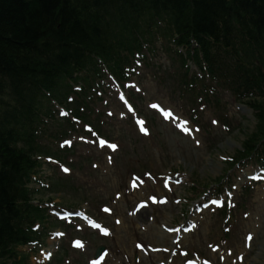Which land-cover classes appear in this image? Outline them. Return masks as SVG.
I'll return each instance as SVG.
<instances>
[{
	"label": "rangeland",
	"instance_id": "obj_1",
	"mask_svg": "<svg viewBox=\"0 0 264 264\" xmlns=\"http://www.w3.org/2000/svg\"><path fill=\"white\" fill-rule=\"evenodd\" d=\"M157 55L160 57H156L159 58L155 62L158 67L152 68L150 73L140 70L130 95L136 116L139 119L141 116L145 121L142 129L146 134L139 136L133 126L125 123L126 120L117 119L120 108L116 109V101L114 107L110 108L114 116L102 120L104 132L98 128L100 134L114 143L106 141L100 146L101 142H94L90 135L68 127L63 129L64 134L56 142V147L59 141L67 138L66 143L73 152L66 153L62 159H69L68 162L63 165L50 161L42 165L30 187L40 182L48 187L37 192L35 199L42 200L46 209H51L54 204L60 206L63 210L53 209L55 218L56 213L70 212L66 209L81 208L80 212L94 221L96 228L89 229L86 222L79 219L66 220L65 225L59 227L53 219L52 225L48 224L49 232H61L63 237H51L45 245L34 250L20 249L28 255L29 264H196L200 256L213 264H242V261L233 263V254L228 256L226 250H221L214 242L212 235L218 229L216 220L220 223L218 216L205 212L195 232H184L182 229L195 219V214L200 218L192 206L201 201H188L197 191L207 190L205 192L208 193L207 187H215L216 179L223 172L222 158L235 152L241 141L254 130L255 121L251 117L242 118L234 109V101L224 93L222 101L226 113L232 118V126L239 129L225 135L223 129L208 118V114L213 115L212 111L205 108L202 115L207 114L204 121L208 125L207 135L182 132L178 121H183V126L188 127L192 108L179 99L175 89L178 63L169 56ZM3 83V100L10 101L8 97L13 89L9 86L15 84L7 86L5 81ZM158 103L166 107L168 114L160 111L155 115L154 106ZM215 117L213 119L216 120ZM236 123H240L241 127ZM208 143L210 145L207 146ZM44 144L46 148L55 150L51 143ZM47 158L43 156L44 163L48 161ZM136 161L139 163L136 164ZM175 172L184 180L180 178L176 182ZM167 173L170 175L165 177ZM231 177L215 187L223 189L221 197L239 202L246 209L251 207L252 210L253 206H257L256 214L252 211L255 215L252 218L238 217L236 223L220 224L221 229H230L229 240L240 246L241 253L248 259L247 264L257 256L260 244L264 245V188L257 198L256 194L260 193L258 189L263 184L249 186L248 180L241 181L235 175ZM190 182L195 184L194 189H191ZM242 186L249 188L244 192ZM199 195L205 199L211 198L203 193ZM145 198H151V202L145 203ZM136 201L142 204L141 210L133 207ZM46 203L53 204L46 206ZM252 220L262 222V225H258L256 241L245 249V231L236 233L235 230L241 226L244 229V224ZM167 228L174 229V233H167ZM160 233L166 237H159ZM233 242L230 244L233 245ZM99 246H105L106 252L102 259L96 260L94 253ZM261 248L264 251V246ZM232 250L236 252L238 248ZM139 251H143V255ZM44 253L52 254L50 261L43 260ZM263 263L259 261L258 264Z\"/></svg>",
	"mask_w": 264,
	"mask_h": 264
},
{
	"label": "trees",
	"instance_id": "obj_2",
	"mask_svg": "<svg viewBox=\"0 0 264 264\" xmlns=\"http://www.w3.org/2000/svg\"><path fill=\"white\" fill-rule=\"evenodd\" d=\"M169 1L188 6L194 5L196 9L190 14H182L179 22L175 21V29L171 30L165 25L166 30L183 34L187 31L185 27L188 23L185 22L190 20L193 21V26L188 29L189 31L194 30L196 25L201 29L199 33H211L215 29L222 31L216 23L223 21L219 18V14L233 10L235 22L241 21L238 30L239 28L241 31L255 29L260 36V50H264L262 17L264 0H0V94H2L3 81L7 86L14 83V86L12 84L9 86L13 89L9 96L19 91L24 94L29 105L31 101L34 104L36 95H40V88H52L55 85L59 73L52 66L77 51V46L90 59L97 54L106 53L109 51V42L104 37L112 38L113 36L108 34L113 28L129 26L130 30L136 29L140 27L137 22L142 19L156 25L159 22L163 23L164 18L172 17L165 10V5H168ZM243 10L246 12H242ZM256 11L262 12L263 15L256 16ZM243 15L247 16L245 20L241 18ZM154 29H159L158 25ZM97 31L106 34L99 36ZM55 38L58 44L68 42L62 51L63 55L30 58L29 53L33 52L41 41L52 42ZM80 41H84V44ZM29 49L31 50L28 51ZM241 59L237 56V61L240 63H242ZM246 63L251 64V62ZM83 65L85 63L76 58L69 59L65 63V66L72 68ZM33 66L40 69L34 70ZM242 66L244 67L245 64L242 63ZM243 72L246 78L258 84L264 78V65ZM39 79L41 81H37ZM30 83L36 85L32 90L25 88V85ZM3 98L2 94L0 100L3 101ZM7 112L17 119L18 124H12L10 120L8 121L9 118H5L7 117L5 113L0 111L1 264L3 263L1 260L9 253L13 254L14 245L22 243L23 240L14 233L16 229L22 231V227L12 229L9 219L15 216L14 221L17 222L22 218L20 212L22 208L18 204L22 191L18 185L33 165L32 160L22 157V154L30 156L29 150L32 144V123L30 118H27L29 112L24 111L25 114L21 116L24 119L17 117L15 112L14 115L11 110ZM261 117L264 119V113ZM19 126L22 128L21 138L26 139L27 143H21L17 140L19 137L10 133Z\"/></svg>",
	"mask_w": 264,
	"mask_h": 264
},
{
	"label": "bare ground",
	"instance_id": "obj_3",
	"mask_svg": "<svg viewBox=\"0 0 264 264\" xmlns=\"http://www.w3.org/2000/svg\"><path fill=\"white\" fill-rule=\"evenodd\" d=\"M169 2H170L169 4H168V2H165L166 4L170 5V6L165 5V10L167 11V13H170L172 15V17L168 18V19L164 18L162 20V22L164 25L168 26L172 30V29L176 28V22H179V18L181 17L182 14H190L193 11H195L196 7L194 5L188 6V5H184V4H179L177 2H172V1H169ZM171 3H174V4H171ZM175 4H177V5H175ZM173 5L176 7H172ZM242 12H246V10H243ZM233 13H234L233 10H229V12L226 14L225 13L219 14V18H222L223 21L221 23H218V22H216V23L218 26H220L222 28V31L215 29L211 33H199L201 29L197 25H196L194 30L191 29L189 31L188 29L192 28V26H193V21L187 20V22H185V23H188L187 26L185 27L187 29V31H185L183 33L182 41L186 45H192V44L197 45L198 46L197 49L202 48L203 47L202 45L209 42L210 48H211V53L216 54L220 44L228 43L229 41L233 40L228 45L227 51H226V55L229 58L228 60H226L228 64L232 63V58L235 56H238L242 59H245V60H243V62H245V63L246 62H249V63L253 62L251 59L254 55L256 58H259V59H261V61H264V53H262L260 51V49H256L258 47V44H260V47H261V41H260L259 33L255 29H250L247 31H241L240 28H239V30L234 29V26H232V24H235V18L233 17ZM243 14H246V13H243ZM262 15H263L262 12L256 11V16L261 17ZM262 17L264 19V15ZM241 18L243 20H245L247 18V16L243 15V16H241ZM137 24L140 27H137V29L132 31L131 34L133 36L144 35L147 37L146 39H137L136 42H138L139 45L149 46L150 43L153 42L152 48L157 49V46L162 47L168 43V34L166 33V31H164L163 29L154 30V28L157 25L164 27L160 22L156 25V23H152V22L146 21V19H142V20L138 21ZM230 32H231V36H230L229 40L226 42V39H227L228 34ZM105 34H106V32L103 33L102 31H97V35H99V36H102ZM158 35H163V39H159L157 37ZM104 39H106L107 42L114 44V45H119V46H123V47L128 46V40L125 39L124 37H119L118 40L113 39V38L107 39L106 37H104ZM165 40H166V43H165ZM56 41H57L56 38L53 39L52 42L51 41H44V40L41 41L38 44V47L34 48L33 52L29 53L30 58L35 59V57H38V56L43 57V58H48V57H51L54 55H59V54L63 55L62 51L65 48V44H68V42L64 41L65 44H58V43H56ZM177 42H178V40H177ZM81 43L84 44V41H82ZM31 49H29L28 51H30ZM76 49H77V51L70 53V55L68 57L63 58L57 65L52 66V68L57 73H59V76L56 78L55 83L65 84L66 86L70 85L71 87H74L76 84L79 83V82L75 81L76 78H78V77H76V78H73V77L75 76L74 71L76 69L81 70V68H72L69 66H65V63L69 59L76 58V59H79L80 61L84 62L86 65H89V64L92 65L93 62L90 59V57H88L84 53H82L80 51L79 46H77ZM154 54H157V52L155 51ZM164 54H165V52H164ZM95 56H98L99 58L97 60H94V62H100V63H103L105 65H113L115 63L113 57L109 56L108 53L97 54ZM156 57H159V56L156 55ZM263 65H264V63H263ZM143 68L148 69V68H150V66L146 64L143 66ZM33 69L39 70L40 68L37 66L36 67L33 66ZM109 69L110 68L108 67L106 69L90 70V74H98V73L103 74V73H105V71H107ZM37 81H41V80L39 79ZM35 86H36L35 83H30V84H26L25 88L32 90V87H35ZM70 86H68V88H65L63 90H60L59 92H62L61 94L51 93L48 91V94L51 95L48 97V100H50L49 109H55V113L52 112L51 110H49L48 115H45L43 117H39V119L50 121V122H55L56 124H59L61 122V119H58L56 117V115H58V112L61 109L66 108V106L68 105L66 99L75 96L74 94H71L69 92V91H71V90H69V89H71ZM89 86H95V84L93 83V85H89L86 81H82V84L75 86L74 90L76 92L82 91L84 89L88 91L91 88ZM189 87L192 88L191 85H189ZM36 96H37V98H40L39 95H36ZM1 97H2V94H0V98ZM8 99H10V101L12 103H10L9 100H3V101L0 100V111L5 113V115L7 116L5 118L6 119L9 118L8 121L10 120L12 122V124L17 125L18 121L14 116H12L10 113L7 112L8 110L15 112L18 115L17 117H19L20 119H24L23 117H21L22 115L25 114L24 111L29 112V113H30L29 110H35L39 113H42V111H43V108H38L35 104L29 105L27 100L24 97V94H22L19 91L16 92L15 94L9 96ZM47 125H51V124H47ZM178 125L181 126L182 132L186 129V127L183 126L181 122ZM51 126H53V125H51ZM42 130H43V128L41 127V124H39L38 126L35 123L33 124V126H32L33 140H36L37 136L39 134H42L39 132ZM10 133L16 135V137H19L17 140H19L21 143H27L26 139L21 138V135H22L21 126L14 128V131L10 132ZM208 145H210V143H208L207 146ZM22 157H26V158H29L30 160H33V157L31 155L25 156L22 154ZM223 167L225 168V170L227 172H229V173L232 172L233 175H235L236 179L239 177V178H241V181H244L245 173L243 171L239 170L235 163L227 161V162H225ZM177 174H178V176L182 177L179 173H177ZM240 176H242V177H240ZM260 190L262 191V189H260ZM29 194H31V193H29ZM252 205H255V203H252ZM256 207H257L256 205L253 206L252 210H251V207L247 208V209L244 208V209L239 210V211H236L234 209L229 214L235 218L240 217L241 219L243 218V216L252 217L253 216L252 211ZM47 212L49 213V211H47ZM25 213L31 214V212H29V211H25ZM42 215L44 216V215H48V214L46 212H42ZM15 218L16 217L14 216L13 218L9 219V223H11L13 226L12 229H14V227L15 228L16 227L17 228L24 227L26 224L29 223L28 221H30V218L28 216L25 218H22V220L17 221V222L14 221ZM198 220L201 222L200 218H198ZM238 221L239 220H237L233 223H236ZM3 223L7 224V222H3ZM240 228H242V226L238 227L235 230V232L238 233ZM219 229H220V226H218V229L214 230V234L212 235V238H213L214 242H216V243L219 242V231H220ZM255 229H256L255 226L245 227L244 231L255 230ZM194 232H195V230H194ZM14 233H16V235H18V238H22L24 240V242H26V243H29V242L37 239V238L42 237L41 232H29V231H21V230L16 229V230H14ZM15 237L17 239V236H15ZM150 237H151V235L148 236V238H150ZM159 237H166V236L163 235L162 233H160ZM226 242L227 241H222V245H225ZM260 245L264 246L262 244H260ZM261 246H259L257 256H255L253 261L251 260L247 264H258L259 261L264 262V256L262 257V255L264 254V251L262 250ZM101 249H104V248H101ZM99 250L96 251L95 253L99 252ZM236 254H238V253H236ZM20 258H21V255L18 253V251H16L15 254L9 253L1 261L3 262L2 264H21V263H19ZM240 259L242 260V264H246V261L248 260L247 257H245V256L241 257Z\"/></svg>",
	"mask_w": 264,
	"mask_h": 264
},
{
	"label": "snow or ice",
	"instance_id": "obj_4",
	"mask_svg": "<svg viewBox=\"0 0 264 264\" xmlns=\"http://www.w3.org/2000/svg\"><path fill=\"white\" fill-rule=\"evenodd\" d=\"M155 107V106H154ZM104 142L102 141L101 144H103ZM113 148L115 147V145L112 146ZM65 171H67V169H65ZM107 211V210H106Z\"/></svg>",
	"mask_w": 264,
	"mask_h": 264
}]
</instances>
